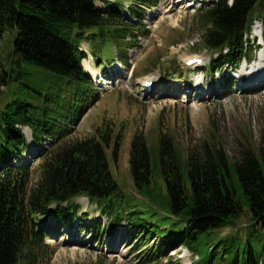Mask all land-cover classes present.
I'll use <instances>...</instances> for the list:
<instances>
[{
  "label": "trees",
  "instance_id": "obj_1",
  "mask_svg": "<svg viewBox=\"0 0 264 264\" xmlns=\"http://www.w3.org/2000/svg\"><path fill=\"white\" fill-rule=\"evenodd\" d=\"M97 1L106 4L105 10ZM129 1L134 18H139V5L159 3ZM197 11L202 48L218 54L213 67L247 57L248 36L258 18L264 41V0H217ZM134 22H125L119 4L106 0H0V41L7 30L16 31L8 68L0 54V264H48V245L37 224L51 205L56 213L76 215L77 205L68 209L63 204L81 197L98 207L110 230L123 222L136 230L139 247L161 234L169 249L174 240L181 241L196 256L195 264H264V145L231 162L214 146L182 156L165 136L151 149L143 135L135 134L128 163L140 200L136 195L127 200L106 151L113 143L115 157L120 133L112 138L104 127L88 139H67L69 130L61 125L82 113L79 103L86 84L91 86L81 65L86 55L80 43L89 44L97 63L101 57L113 60L115 53L124 61L130 37L142 31ZM47 72L62 78L64 86L48 82ZM17 77L24 80L14 85ZM2 89H7L5 99ZM22 127L31 129L36 146L50 139L32 186L31 170L12 164L28 147ZM139 204L151 217L162 216L148 224ZM169 219L173 224L162 229ZM105 228L98 225V231ZM157 250L148 262L155 261Z\"/></svg>",
  "mask_w": 264,
  "mask_h": 264
},
{
  "label": "rangeland",
  "instance_id": "obj_2",
  "mask_svg": "<svg viewBox=\"0 0 264 264\" xmlns=\"http://www.w3.org/2000/svg\"><path fill=\"white\" fill-rule=\"evenodd\" d=\"M106 1L119 4L125 22L137 20L138 23H134L139 24L142 31L130 37L132 46L124 52V61L117 59L119 55L115 53L113 60L112 56L109 61L101 57L97 63L87 43L81 45L86 54L82 67L91 86L86 84L87 93L81 97L82 113L73 121H63L61 126L69 130L67 139L74 140L94 137L104 127L111 130L112 138L120 133L121 145L115 157L111 156L113 143L106 151L113 176L127 200L134 195L140 200L128 163L135 134L143 135L151 149L165 136L170 139L171 148H178L182 156L189 151L200 153L204 146H214L231 162H237L244 151H255L264 145V81L256 82L257 69L250 68L259 64L264 70V45L260 46L255 36L258 30L262 31L260 18L252 25L247 57H235L234 61L225 59L213 67L212 57L201 45L203 27L197 14L199 8L213 0L190 3L186 2L188 0H159L152 9L141 7L140 19L134 18L132 1ZM191 3L195 6L183 8ZM105 5L96 2L101 10H105ZM15 35L16 31L9 29L0 41L5 68L12 64ZM194 48L200 50L192 52ZM195 55L205 59L206 68H185L184 62ZM237 60L240 66L234 71L231 67ZM150 76H157V85L155 91L145 94L143 81ZM45 78L53 85L64 86L62 78L55 74L47 72ZM202 79L204 84H201ZM23 80L17 77L14 85ZM251 82H256V86ZM110 85L112 87L107 89ZM1 97L7 98V89H2ZM22 132L28 147L12 164L25 165L31 170L32 186L38 177L39 156L46 146L34 145L27 127H22ZM74 205L78 206L75 216L56 213L53 209L37 224L44 236L43 244L48 245V264H195L196 256L178 239L171 244L172 249L161 234L154 236L147 246L139 247V234L136 230L129 231L126 222L114 230L97 231V225L106 224L99 209L83 198L74 201L68 209ZM138 208L144 210L143 218L149 221H157L162 216L161 213L151 217L141 204ZM173 222L172 219L163 222L162 229L166 230ZM228 232L229 229L224 230L221 236ZM155 248L159 250L156 259L148 262Z\"/></svg>",
  "mask_w": 264,
  "mask_h": 264
},
{
  "label": "bare ground",
  "instance_id": "obj_3",
  "mask_svg": "<svg viewBox=\"0 0 264 264\" xmlns=\"http://www.w3.org/2000/svg\"><path fill=\"white\" fill-rule=\"evenodd\" d=\"M181 1H182V0H181ZM209 1H211V0H209ZM186 2H189V3H190V2H193V0H188V1H186ZM193 4H194V3H191V4H189V5H184L183 8H189V7H192ZM255 27H256V25L254 26V29H255V31H256V28H255ZM259 28H260V26H259ZM257 30H258V29H257ZM258 31H259V33L257 32L258 34L255 33V35L258 36V37L260 38L261 30H258ZM255 65H256V66H255ZM255 65L251 66L250 68H251L252 70L257 69V70H256L257 73H256L255 75H256L257 77L259 76V79H260V80H259V79H258V80L256 79V80H257L258 82H262V81H264V77H263V76H264V73H263L264 70L258 67L259 64H255ZM262 71H263V72H262ZM253 73H254V72H253ZM259 73H261V75H259ZM257 81H256V82H257ZM201 82H202V81H201ZM256 82H255V83H256ZM251 84L254 85L252 82H251ZM254 86H256V85H254ZM111 87H112V86L110 85L109 87H107V89H110ZM66 235H67V234H66Z\"/></svg>",
  "mask_w": 264,
  "mask_h": 264
}]
</instances>
